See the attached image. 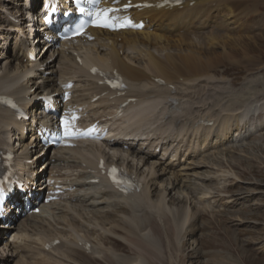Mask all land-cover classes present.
Wrapping results in <instances>:
<instances>
[{
  "label": "bare ground",
  "instance_id": "6f19581e",
  "mask_svg": "<svg viewBox=\"0 0 264 264\" xmlns=\"http://www.w3.org/2000/svg\"><path fill=\"white\" fill-rule=\"evenodd\" d=\"M33 1L31 0L35 3ZM140 1L132 0V3ZM189 1L186 0L182 10L169 14L161 13L158 18L157 12L154 11L141 13L133 11L132 14L136 18L146 17L151 24L154 23L153 30L120 34L92 30L95 40L90 43L78 42V45L72 46L75 53H58L53 47L39 40L40 35H36L37 40L34 43L38 59L37 64L30 67L12 66V57L5 56L4 48L0 44V95L17 97L29 110L32 107L29 102L36 101L43 92L58 95L56 89L58 80L65 82L67 80L65 77L75 76L74 79L80 84L88 80L82 85L87 86L82 87V96L94 98L96 88L89 82L94 79L89 70L95 68L99 74L119 73L127 82L130 95L135 97L140 105L150 108V112L158 113L160 110L163 112L156 120L164 118L169 109L166 105L171 103L174 107L170 115L171 122L172 120L178 122L177 119L181 118L191 120L192 123L203 119L219 122V128L213 132L216 136L212 137L219 138V144L232 142V138H235L233 133L239 130L250 134L249 131L255 130L257 133L259 129L258 133H261L264 130V121L262 122L264 116L252 127L244 121L248 111L259 105V99L245 102L244 106L238 109L233 107L226 109L228 105L223 109H214V103L210 104L213 109H209V103L207 105L200 100H203L202 89L205 87L212 89L214 85L215 77L211 75L215 68L214 64L217 66L222 58L230 59L234 56L236 47L241 46L247 53V46L242 42L245 37H251L248 33L252 27L239 34L246 35L245 37L238 35L234 38L227 32H239L240 27L245 29L243 26L247 25V21L255 13L257 14L264 0H195L197 3L194 6L187 7ZM15 2L17 1L3 0L0 13L5 9L7 13L3 15L2 22L5 24L4 21H7L5 18L13 16L22 34H26V25L28 23L35 25L37 17L31 18L27 13L23 14L19 9L23 7V1ZM234 25L239 26L233 27ZM188 31L196 35H188ZM183 33L187 35L181 36ZM14 35L7 25H0V41L4 40L7 45L8 40ZM13 42H16L15 38ZM170 49L178 50L180 55L170 54L168 52ZM213 49H220L221 52L214 53ZM154 50H159L164 55H159ZM78 58L81 66L75 62ZM248 63H251V59ZM252 66L245 65V68L251 71ZM35 78H39V82L35 81ZM76 102L82 106L79 98L72 103ZM36 105L34 107L41 110L40 105ZM111 107V103L106 104L107 111L102 117L112 115ZM242 115L246 117L243 118ZM48 122H51V119ZM17 124L9 111L0 108V147L11 142V133ZM147 125L152 126L150 128H160L156 121L150 119ZM210 131L209 127L197 128L175 135L176 141L182 147L178 163L190 161L176 171L175 165L171 163L141 160L136 156L139 153L136 149L121 152L115 148L111 150L90 143L80 149L56 151L50 159L45 160L48 148L36 145L32 141V136L27 142H19L18 148L14 149L17 173L34 177L28 182L34 185L38 193L43 189L40 186L41 174L51 164V170L83 174L87 179L85 174L94 175L100 161H103L105 169L110 165L119 166L124 173L133 178L139 191L123 195L107 187L108 195L102 201L95 202L92 199L83 201L78 206L67 204L44 206L40 208L39 214L23 213L26 215L22 222H18L21 216L15 217L14 226L9 229L15 232L16 241L12 245L5 243L0 248V264H10L14 259L20 264H80V261L76 260L78 251L97 261L111 259L113 264H147L143 257L123 256L119 251H115L113 244L107 245L105 242L124 231L126 235L123 240L133 245L135 249L136 242H141L153 252L159 251L158 248L165 242V236L168 240L171 223L174 224L177 239L180 238L179 240L183 242L186 234L193 229L191 224L186 228L189 221L187 218L189 215L186 214L188 208L186 210L178 206L171 208L169 201L172 198H169L170 194L169 192L167 194V191H174L173 193L179 195L176 197L177 200L180 197L182 200L184 198L191 200L193 197L195 199L193 196L195 193L201 196L211 193L208 184L215 183L222 172L218 170L221 164L215 160L216 157L211 159L214 157L213 153H216L211 152L216 144H213ZM259 136L260 134L256 137ZM14 139L17 145L16 136ZM143 145L144 143H140L139 147ZM203 156L207 158L199 160ZM189 164L193 165V169L189 168L185 175L180 173V170H185ZM81 181L85 182L84 179ZM72 182L75 183V180ZM159 184L163 189L156 194ZM103 185L104 182H101L100 186ZM95 189L83 185L81 191L84 197L88 198ZM219 200L222 199L218 198ZM88 214L91 216L88 217ZM192 214L199 216L201 212L195 211ZM91 220H98L100 224H94ZM114 222L118 224L115 225ZM107 226L110 228L107 229ZM2 234L5 233H0ZM93 236L97 246L91 239ZM55 240L61 243L57 247L52 246ZM140 249L142 250L141 247Z\"/></svg>",
  "mask_w": 264,
  "mask_h": 264
},
{
  "label": "rangeland",
  "instance_id": "374dc122",
  "mask_svg": "<svg viewBox=\"0 0 264 264\" xmlns=\"http://www.w3.org/2000/svg\"><path fill=\"white\" fill-rule=\"evenodd\" d=\"M2 3L3 0H0V6ZM263 7L264 4H261L258 10L260 13L259 17H256L255 13L248 20L249 25L246 23L247 25L243 26L245 29L240 27L239 32L231 35L234 38L238 37L239 34H243L242 32L252 27L248 33L251 37L247 38L245 37L246 35H239L245 37L242 44L247 46V53L239 46L235 49L236 54L230 59L222 58L218 61L217 66L214 64L215 74L211 73L215 77L214 85L211 87L212 89L209 87L202 89L201 93H206L207 96L211 95L214 99H218V93L215 92L214 88H218L221 91L220 99L226 105L220 109L226 108L229 103L230 105L226 109L230 107L238 109L243 107L245 102L253 101L254 99H259V101L264 100ZM238 26L236 25L235 27ZM186 35V33L181 34V36ZM249 38L253 39L250 40ZM154 51L157 54L159 53V55H164L159 50ZM168 52L180 55L178 50L170 49ZM213 52L220 53L221 50L213 49ZM185 54L183 53V55ZM249 59H251V63H248ZM250 64L253 65L251 71L245 68V65ZM208 90H210V94ZM199 95L201 96V94ZM212 98H203L200 101L202 103L204 101L207 105L209 103V109H213L210 105L213 104ZM236 101L237 103H235ZM241 117L244 118L246 115H242ZM259 134L260 136L256 137ZM253 137L254 140H252ZM213 156L211 159L216 157L215 160L221 164L218 170L222 173H219L215 183H207L208 190L211 192L210 194L205 195V197L195 193L193 195L196 197L195 199L193 197L191 200L190 198L182 200L180 197L178 201L176 197L178 198L179 195L173 193L174 191H167V194L168 192L170 194L169 198H172L169 201L171 208H175V206L184 210L188 208V213L186 211V214L189 215L187 216L189 221L186 228L191 224L193 229L190 233L186 234V241L182 242L179 240L180 238L177 239L178 236L175 235L176 233L174 234V224L169 223L171 228H169L168 240H166L165 236V242L158 248L159 251L153 252L150 247L141 242H136L137 249H135L133 245L123 240V237L126 235L124 231L110 237L105 243L107 245L113 244L115 251H119L123 256H141L148 262L147 264H264V130L252 136V138L244 139L243 142L227 146L221 149L220 152L213 153ZM204 158H207V156H203L199 160ZM189 168L193 169V165L189 164L185 170H180V173L185 175L190 170ZM202 170L201 172H203ZM162 189L163 187L159 184L156 188V194ZM217 196L222 200L218 201ZM195 211L201 212L200 217L193 216L192 213ZM90 216L88 214V217ZM91 222L100 224L98 220H91ZM113 224L116 225L118 222H114ZM106 228L109 229L110 226ZM0 229L2 230V228ZM1 230L0 233H3ZM4 235H0L1 240H3ZM94 238L95 236L91 237L97 246ZM133 239L131 240L133 241ZM1 240L0 248L5 244ZM13 243L15 242H12L10 245ZM76 260L80 261V264H113L111 259L105 261L93 260L80 251L76 253ZM13 263L20 264L16 259L10 264Z\"/></svg>",
  "mask_w": 264,
  "mask_h": 264
},
{
  "label": "snow or ice",
  "instance_id": "6c2138e0",
  "mask_svg": "<svg viewBox=\"0 0 264 264\" xmlns=\"http://www.w3.org/2000/svg\"><path fill=\"white\" fill-rule=\"evenodd\" d=\"M103 26L107 27V26H109V25L105 24V25H103Z\"/></svg>",
  "mask_w": 264,
  "mask_h": 264
}]
</instances>
